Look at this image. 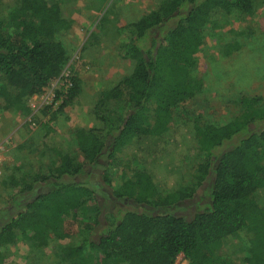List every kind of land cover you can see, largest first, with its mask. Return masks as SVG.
Returning a JSON list of instances; mask_svg holds the SVG:
<instances>
[{"label": "trees", "instance_id": "obj_1", "mask_svg": "<svg viewBox=\"0 0 264 264\" xmlns=\"http://www.w3.org/2000/svg\"><path fill=\"white\" fill-rule=\"evenodd\" d=\"M255 1L170 0L123 27L134 36L126 57L135 67L99 103L123 102V119L110 126L103 117L105 128L87 132L60 133L46 125L42 143L55 157V168L42 180L4 182L12 193L0 213V264H6L5 248L17 241L43 246L70 236L73 243L64 253L78 264H174L179 255L189 264H238L239 253L243 264H264V107L248 119L262 127L257 131L248 123L172 120L173 111L203 87L191 72L207 27L233 14L250 15ZM70 26L59 6L47 0H0L5 113L28 114L25 100L60 78L69 61L61 37ZM77 96L74 83L62 107ZM194 155L198 162L189 178ZM114 161L130 174L115 187L105 175ZM100 169L113 200L131 201L127 207L107 212L110 198L98 199L92 181ZM207 183L206 208L192 218L174 213Z\"/></svg>", "mask_w": 264, "mask_h": 264}, {"label": "rangeland", "instance_id": "obj_2", "mask_svg": "<svg viewBox=\"0 0 264 264\" xmlns=\"http://www.w3.org/2000/svg\"><path fill=\"white\" fill-rule=\"evenodd\" d=\"M168 1L47 0L49 5H58L62 16L71 22L61 37L69 61L58 80L43 93L25 100L30 108L28 114H9L0 107V144L7 142L9 150L8 179L31 183L34 177L42 180L51 176L56 159L42 143L47 124L60 133L87 132L105 128L103 117L110 126L123 119L126 111L123 102H112L106 107L99 104L103 94L130 76L135 67V62L126 57V45L134 36L123 27ZM191 76L203 87L173 111V122L196 119L202 124L217 126L236 122L248 123L251 130L262 129L250 124L248 119L264 107V0L255 1L250 15L233 14L227 22L207 27ZM74 83L78 85V96L63 108L64 96ZM153 123L150 117L149 124ZM197 162L194 155L187 170L189 178L195 173ZM109 167L105 175L114 187L124 184L130 176L118 161ZM104 170L92 175L93 183L98 184V199L110 198L107 212L127 207L131 201L113 200L112 188L105 183ZM209 185L205 184V189L199 190L192 201L176 207L174 213L192 218L197 211L206 208L210 202ZM11 193L9 187L0 188V213L5 210L6 199ZM87 208L88 217L94 221L92 207ZM105 225L102 222L100 227ZM79 226L80 223H76V228ZM70 227L73 234V225ZM72 243L73 236L52 238L43 246L33 240L17 241L4 250L6 264H78L64 253ZM221 254L216 253L217 256ZM234 260L243 264L244 254H237ZM107 264L127 263L109 261ZM174 264L189 262L184 255H179Z\"/></svg>", "mask_w": 264, "mask_h": 264}, {"label": "built area", "instance_id": "obj_3", "mask_svg": "<svg viewBox=\"0 0 264 264\" xmlns=\"http://www.w3.org/2000/svg\"><path fill=\"white\" fill-rule=\"evenodd\" d=\"M5 144L8 145L7 142L5 143L3 142L0 144V188H3L4 182L8 177L6 171L9 168L8 166L9 150Z\"/></svg>", "mask_w": 264, "mask_h": 264}]
</instances>
